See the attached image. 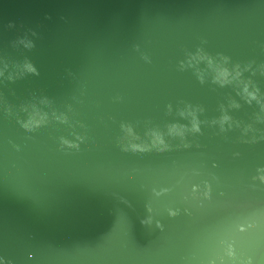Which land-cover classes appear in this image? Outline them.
Here are the masks:
<instances>
[{"label":"water","instance_id":"obj_1","mask_svg":"<svg viewBox=\"0 0 264 264\" xmlns=\"http://www.w3.org/2000/svg\"><path fill=\"white\" fill-rule=\"evenodd\" d=\"M0 264H264V0H0Z\"/></svg>","mask_w":264,"mask_h":264},{"label":"clouds","instance_id":"obj_2","mask_svg":"<svg viewBox=\"0 0 264 264\" xmlns=\"http://www.w3.org/2000/svg\"><path fill=\"white\" fill-rule=\"evenodd\" d=\"M9 26H11V24H9ZM27 67H28V70H29V71L35 72V69H33L30 65H27ZM220 75H221V76H226V75H227L226 70H225V71H222V72L220 73ZM249 95H251V93H250ZM253 98H254V97H253ZM193 130H194V131H199V128H198V126H197V124H196L195 122L193 123ZM130 131H131V130L129 129V132H130ZM156 142L161 143V144L163 143V141L160 140L158 136H157ZM130 147H132L134 150H135V149H140V146H139V145H135V144L131 145ZM140 150H143V149H140Z\"/></svg>","mask_w":264,"mask_h":264}]
</instances>
